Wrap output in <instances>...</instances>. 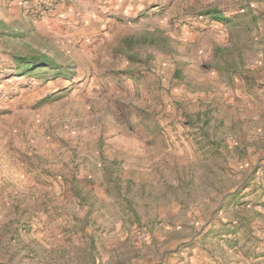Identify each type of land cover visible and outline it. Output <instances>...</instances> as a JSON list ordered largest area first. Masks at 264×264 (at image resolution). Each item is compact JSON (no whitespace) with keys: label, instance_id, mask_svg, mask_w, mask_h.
<instances>
[{"label":"rangeland","instance_id":"1","mask_svg":"<svg viewBox=\"0 0 264 264\" xmlns=\"http://www.w3.org/2000/svg\"><path fill=\"white\" fill-rule=\"evenodd\" d=\"M0 264H264V0H0Z\"/></svg>","mask_w":264,"mask_h":264},{"label":"crops","instance_id":"2","mask_svg":"<svg viewBox=\"0 0 264 264\" xmlns=\"http://www.w3.org/2000/svg\"><path fill=\"white\" fill-rule=\"evenodd\" d=\"M68 9V8H67ZM65 6H60V8L57 10L62 15H67V19L72 20L73 17H75L74 14V10H67Z\"/></svg>","mask_w":264,"mask_h":264}]
</instances>
